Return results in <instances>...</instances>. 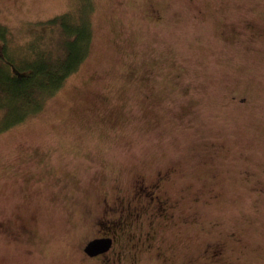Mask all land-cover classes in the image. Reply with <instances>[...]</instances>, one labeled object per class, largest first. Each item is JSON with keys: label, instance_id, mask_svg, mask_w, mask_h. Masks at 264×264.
<instances>
[{"label": "rangeland", "instance_id": "1", "mask_svg": "<svg viewBox=\"0 0 264 264\" xmlns=\"http://www.w3.org/2000/svg\"><path fill=\"white\" fill-rule=\"evenodd\" d=\"M147 2L0 0L17 60L31 45L60 53L57 16L85 12L93 29L88 58L40 112L9 127L0 109V264H80L89 205L74 212L71 196H91L97 217L103 198L170 166L176 220L154 223L156 246L176 264L217 243L230 264H264V30L242 29L264 28V0H150L161 21ZM157 252L138 264H164Z\"/></svg>", "mask_w": 264, "mask_h": 264}, {"label": "flooded vegetation", "instance_id": "2", "mask_svg": "<svg viewBox=\"0 0 264 264\" xmlns=\"http://www.w3.org/2000/svg\"><path fill=\"white\" fill-rule=\"evenodd\" d=\"M147 3L150 8L149 11L155 20L161 21L163 16L160 10L156 9L150 0ZM232 29L235 33L237 31L240 32L237 27H232ZM242 29L252 34L253 40L261 37L258 33L264 30L261 21H257L254 18L246 21L245 27H242ZM233 100L238 104H244L247 98L234 96ZM178 174L177 167H167L164 170L157 171L153 182L148 185L144 176H137L135 181L131 183L129 197L119 193L118 196L113 198L105 197L99 202L98 205L102 208V211L97 217L91 211V196L72 195L69 200L71 206L75 208L74 212H76L78 205L81 203L80 199L88 201L89 205L86 212L81 216L89 231L80 248L82 257L80 264H138L140 253H149L155 250L158 251L156 254L158 260L164 264H176L173 259L175 258L174 255L170 256L167 254L168 251L165 253L160 246H156L158 231L155 230L154 223L160 219L166 223H172L176 220L177 205L167 197V191L168 187L173 183L174 175L177 176ZM245 175L247 178L253 179L255 173L245 172ZM73 181L76 180L70 178V183L74 190L78 187L81 189L86 187L87 181L83 178L78 182ZM255 190L264 194V186L262 184ZM216 197L213 196V198ZM151 210H153V214H151L153 218L149 217ZM145 215H148L146 218L148 229L146 232H142L141 230H143L144 226L142 219ZM181 221L186 224L189 220L181 219ZM91 224L96 232L93 235H91ZM94 240L110 241L109 250L97 256H91V253L87 252V248ZM226 251L227 247L224 243L210 244L202 255L207 261L198 263V259L195 258L178 264H230L224 256Z\"/></svg>", "mask_w": 264, "mask_h": 264}, {"label": "trees", "instance_id": "3", "mask_svg": "<svg viewBox=\"0 0 264 264\" xmlns=\"http://www.w3.org/2000/svg\"><path fill=\"white\" fill-rule=\"evenodd\" d=\"M47 25L61 28L60 53L38 51L31 45L21 60L10 55L7 29L0 26V109L13 118L9 127L40 112L45 100L54 96L89 56L93 29L85 12L78 18L57 16Z\"/></svg>", "mask_w": 264, "mask_h": 264}, {"label": "water", "instance_id": "4", "mask_svg": "<svg viewBox=\"0 0 264 264\" xmlns=\"http://www.w3.org/2000/svg\"><path fill=\"white\" fill-rule=\"evenodd\" d=\"M110 248V241L108 240H94L87 248V252L91 253V256H97L101 253L108 251Z\"/></svg>", "mask_w": 264, "mask_h": 264}]
</instances>
